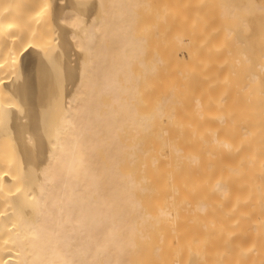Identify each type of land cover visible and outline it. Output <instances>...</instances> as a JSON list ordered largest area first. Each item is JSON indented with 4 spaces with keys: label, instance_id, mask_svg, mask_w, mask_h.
I'll list each match as a JSON object with an SVG mask.
<instances>
[{
    "label": "bare ground",
    "instance_id": "bare-ground-1",
    "mask_svg": "<svg viewBox=\"0 0 264 264\" xmlns=\"http://www.w3.org/2000/svg\"><path fill=\"white\" fill-rule=\"evenodd\" d=\"M0 264H264V0H0Z\"/></svg>",
    "mask_w": 264,
    "mask_h": 264
}]
</instances>
